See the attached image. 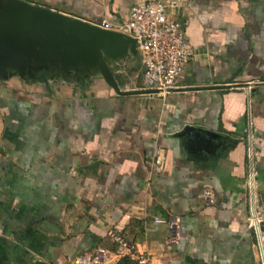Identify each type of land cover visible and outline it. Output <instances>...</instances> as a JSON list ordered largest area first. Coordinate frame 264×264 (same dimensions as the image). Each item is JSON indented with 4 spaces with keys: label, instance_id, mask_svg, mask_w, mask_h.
<instances>
[{
    "label": "crops",
    "instance_id": "obj_1",
    "mask_svg": "<svg viewBox=\"0 0 264 264\" xmlns=\"http://www.w3.org/2000/svg\"><path fill=\"white\" fill-rule=\"evenodd\" d=\"M25 1L95 24L147 0ZM180 3L195 54L170 92L120 93L100 73L0 77V264L114 259L117 236L149 264H261L264 0ZM122 65L120 91L144 89L138 52ZM188 125L223 138L199 147L178 135Z\"/></svg>",
    "mask_w": 264,
    "mask_h": 264
},
{
    "label": "water",
    "instance_id": "obj_2",
    "mask_svg": "<svg viewBox=\"0 0 264 264\" xmlns=\"http://www.w3.org/2000/svg\"><path fill=\"white\" fill-rule=\"evenodd\" d=\"M137 53L134 38L107 30L78 17L25 0H0V77L38 83L39 71L51 78L71 71L100 73L120 93H157L155 89L120 91L114 72ZM179 136L195 137L199 147L219 143L223 136L195 126H186Z\"/></svg>",
    "mask_w": 264,
    "mask_h": 264
},
{
    "label": "built area",
    "instance_id": "obj_3",
    "mask_svg": "<svg viewBox=\"0 0 264 264\" xmlns=\"http://www.w3.org/2000/svg\"><path fill=\"white\" fill-rule=\"evenodd\" d=\"M180 0H147L133 6L124 20L102 19L96 25L122 32L136 41V47L142 65V88L158 90L165 94L177 87L187 65L195 54L185 24L178 18ZM205 199L213 200V194L206 192ZM261 216L253 209L251 223L258 235L264 264V245L261 231ZM172 229L171 241L180 240L179 219L169 220ZM121 249L118 255L132 247L121 237ZM139 264H149V259L141 255ZM113 259L110 250L97 247L76 257L74 264H109Z\"/></svg>",
    "mask_w": 264,
    "mask_h": 264
},
{
    "label": "rangeland",
    "instance_id": "obj_4",
    "mask_svg": "<svg viewBox=\"0 0 264 264\" xmlns=\"http://www.w3.org/2000/svg\"><path fill=\"white\" fill-rule=\"evenodd\" d=\"M122 82H120L121 84ZM115 257L109 264H139V258L135 257L129 250H124L123 253Z\"/></svg>",
    "mask_w": 264,
    "mask_h": 264
},
{
    "label": "flooded vegetation",
    "instance_id": "obj_5",
    "mask_svg": "<svg viewBox=\"0 0 264 264\" xmlns=\"http://www.w3.org/2000/svg\"><path fill=\"white\" fill-rule=\"evenodd\" d=\"M62 74L63 73H60L58 75H60V77H61ZM36 75H37V77H36L37 80H42V79H45V78H48L49 76H51L52 73L42 70V71H39ZM68 75L73 76V77L78 78V79H83V80L90 79L88 72L71 71L68 73Z\"/></svg>",
    "mask_w": 264,
    "mask_h": 264
}]
</instances>
